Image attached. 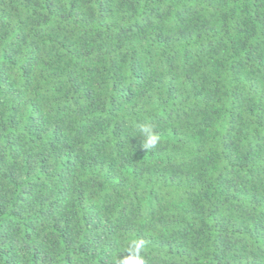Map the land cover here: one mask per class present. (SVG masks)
<instances>
[{
	"label": "trees",
	"instance_id": "obj_1",
	"mask_svg": "<svg viewBox=\"0 0 264 264\" xmlns=\"http://www.w3.org/2000/svg\"><path fill=\"white\" fill-rule=\"evenodd\" d=\"M134 239L264 264V0H0V264Z\"/></svg>",
	"mask_w": 264,
	"mask_h": 264
},
{
	"label": "clouds",
	"instance_id": "obj_2",
	"mask_svg": "<svg viewBox=\"0 0 264 264\" xmlns=\"http://www.w3.org/2000/svg\"><path fill=\"white\" fill-rule=\"evenodd\" d=\"M140 140L142 148L145 150L155 149L161 141L160 133L150 123L139 126ZM146 242L143 239H134L128 245V255L120 257L117 264H143V250Z\"/></svg>",
	"mask_w": 264,
	"mask_h": 264
}]
</instances>
